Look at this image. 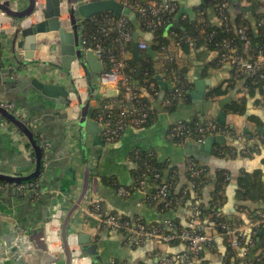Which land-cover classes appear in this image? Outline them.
<instances>
[{
	"label": "crops",
	"instance_id": "0c3cea01",
	"mask_svg": "<svg viewBox=\"0 0 264 264\" xmlns=\"http://www.w3.org/2000/svg\"><path fill=\"white\" fill-rule=\"evenodd\" d=\"M232 4L235 6L236 10L231 9V13L238 14L236 12L238 10L239 14H241L245 20L249 21L251 25L254 23V14H264V2L256 8L253 6L242 7L234 1ZM208 5H206V3L204 4L206 7V9H204V14L206 17L208 16V20L213 23L214 13L212 8L207 7ZM243 9H246V11H243ZM61 18L65 19V14H63ZM185 18L188 17L183 15L180 19L181 27V21L185 20ZM12 25L13 23L8 18L0 14V31L7 32L12 29ZM171 41L172 39L169 38L166 46L172 48ZM138 42H145L147 47H151L150 42L142 40L141 38L138 39ZM175 50L180 58L182 70L185 73L184 78L188 84V90L186 91V99L180 102L172 113L170 112L167 114L162 107L161 100L165 91L159 88L161 93L157 98H152V95L145 92L151 105V107H149L155 115L153 122L150 120V123L142 127L143 132L148 135H144L140 138L129 136L128 140L125 142L128 145L126 144L123 149L119 150L117 148V150L115 149V151L113 150V152L110 151L111 153L108 152L106 154L102 152V149H98V152L95 151L96 149L91 143L90 136L84 138L85 152L83 151V155L86 154V158H88L91 174L93 173L92 179L96 177L97 172L105 176L102 177V183L104 185L102 193L104 195H108V193L105 192L108 186L115 190L119 187L130 188L139 175L140 170L143 168V165L149 163L147 161H154L158 164V168L159 166L161 167L157 169L162 171V174L165 177H169L171 181L173 179L174 181L176 180L175 182L179 188L183 184H186L185 192H191V199L198 198V195L196 193L193 194L192 191L194 185L187 179V161L192 160L204 166L208 172L207 176L209 180L207 185L201 190L203 197L201 196L200 199V202H205L207 208L209 193L214 190L217 181L215 175L216 171L229 173L230 176H238L239 172L242 170L250 171L260 169L264 171L263 165L261 164L262 157L257 156L258 153H253L248 156L235 154L234 152L236 149L233 147L231 140L225 142L224 145H213L209 152H206L202 147H198L197 142H192L190 140H180L178 142L169 140L178 144V147L166 143L157 144V142L164 143L163 140H168L167 136L165 139V136H163V131L166 130L168 124L170 126L177 120L190 122L192 119H199L200 115H203L206 119H211L209 113L213 106H220L221 102L226 98H230L231 102H236L238 99L245 97L246 94V88L242 87V79L236 82L233 80L234 76L237 78L240 76L236 75L229 66L213 64L212 61L215 58L214 53L202 54L201 49L191 48L189 49V54L185 56L182 51L180 52L179 48ZM43 51L49 52L47 47H43ZM153 52L155 54L153 57L155 72L157 75L161 76L162 81L168 84L167 90H169L170 85L167 76L163 72L164 67L162 62H159L157 53L154 50ZM41 55V53H36L34 62L43 60ZM11 64L10 66H14L13 62H11ZM44 64L45 66H43V68L39 67L42 73L36 68V72L33 75L37 78H43V73H45V76H51L50 82L58 83L67 88V90H72V93L69 95V104L67 106H64L62 109L58 108V106H61L58 100L46 98L38 92H32L26 85L23 89H18L14 83H3V70L5 69L0 71V95L9 98L10 94H15V101L25 109L27 117L33 119V122L35 121L36 130L47 138L51 144L49 148L50 154L47 158L48 169H46L45 175L41 181L44 184V188H47L46 192L56 193L57 197L60 198L59 201L62 204V211L55 215L50 222L52 228L59 231L66 212L72 207L73 200L81 191L83 182V156L80 152L77 127H62L63 120L60 118V114L64 113L69 106L79 110L80 106L87 101L89 103V113L93 118L94 111L98 104L106 99L101 96L98 97V99L89 100L90 96L97 97L98 94H96V91L102 94L105 90L100 88L98 86L99 84L95 82L99 89L96 91L92 89L93 92L91 93L88 82L89 75L87 76L85 70L76 62L72 64L69 70V76L57 66H50V64L48 66L45 62ZM136 72L139 74L140 71L138 72L136 68ZM196 83L202 84L204 88L203 97L200 100L192 98L187 94V92L195 89ZM218 93H220V95ZM248 102L246 112L243 114L245 115L247 113L248 116L246 119H243V115L235 114L237 116L236 121H238V123L248 124L253 127V130H247L241 126H234L232 129L242 133L244 131H254L259 128L264 130V108L252 105V99H248ZM228 105L224 106L222 111L226 114H231L225 110ZM256 110L263 111H259L262 113L258 114ZM163 113L166 115H163ZM254 115H258V117L261 118L262 127H256L257 125L254 123V120L253 122L249 121V118ZM2 121L3 120L0 118V123H2L0 127V168L7 174L24 176L31 173L34 170L33 153L26 145V140L20 136V134L13 133L10 125ZM259 139L257 143H251V145L255 148L254 152H259L258 150H261L260 152L264 155V137H259ZM260 141H262V144ZM137 145L147 146V150L142 151ZM257 146H260V149H258ZM218 147L226 148L227 153L219 154ZM127 149L128 153H126ZM182 164L184 165V169L182 175H180L179 167ZM152 165L155 166V164ZM56 187L59 189H56ZM224 190L226 199L223 206L220 208V214L224 220L216 224L215 222H209L210 219L207 217L200 218V224L206 227L207 232L213 237V241L210 245L203 246L199 252L198 259L194 262L191 261V263L187 259L190 256L189 251L183 243L176 242L166 245L148 241L143 245H135L120 234L109 230H101L97 226L95 228V222L92 220L85 222L81 218L82 215L79 210L75 211L71 216L67 229L74 230L76 234H88L91 239L90 243L98 245L97 253L104 261V264L109 260L110 263L114 261L119 264H244V262L253 260L254 254L260 249L261 245L264 244V242L262 244L259 243L260 237L264 236V234L261 236L257 235L256 240L253 241L254 243L250 245V240H252L254 232L256 231L252 229L253 220L255 221L256 218H252V214L245 212V210L242 212L239 206L246 205L251 210H254L257 208V204H243L238 201L234 196L236 185L233 181H229ZM89 191L91 195V186L89 187ZM1 200L10 203L11 206L14 196L12 192L0 191V201ZM32 201L31 199V202ZM23 203L25 202L20 201L18 204H13V208ZM140 204H144L148 210H153V214H170L172 222L178 221L177 223L183 227L186 226L187 222L192 218V206L188 207L190 204L189 202H186L184 206L175 205L174 208L163 209L158 207L161 203L145 205L143 199L140 200ZM135 206H137V201H135ZM133 208L134 202L131 206V210H133ZM19 212V215H23L30 220L38 216V209L36 207L32 210H29V208L22 209L19 210ZM109 212L127 220H132L136 217L126 213L119 214L116 211ZM10 223H16L15 219L12 217L0 216V263L3 261L2 264H39L37 255L32 251L24 253L19 252L16 255L10 252L9 246L7 247V243L5 242L6 240L9 241L8 236L10 234L7 231V225H10ZM220 224H226L228 228L230 227V229L235 230L236 236H238L243 245L242 247L247 246V249H231L224 235V231L220 232ZM75 233L70 236L72 244L70 248H77V235ZM11 245L13 246V243ZM59 245L60 242H57L55 245H52V247H59ZM18 250H20V248ZM2 252H4L5 255L3 257L1 256ZM89 261V258H82L78 261V264H80V262H82V264H90Z\"/></svg>",
	"mask_w": 264,
	"mask_h": 264
},
{
	"label": "water",
	"instance_id": "95a60500",
	"mask_svg": "<svg viewBox=\"0 0 264 264\" xmlns=\"http://www.w3.org/2000/svg\"><path fill=\"white\" fill-rule=\"evenodd\" d=\"M159 1H171L178 5L173 23L165 29L166 34L170 28L181 29L180 19L183 15H186L190 20L194 19V9L205 3L208 5L211 0ZM233 1L235 3L237 2V0H232V2ZM243 11H246V9H243ZM103 13H111L118 17L126 16L129 18L133 26L132 58L137 62L140 52L138 50V39L141 38L142 40L150 42L153 38V34L144 32L130 9L124 7L115 0L88 2H83V0H23V2L22 0H0V14L13 23L11 30L7 32L0 31V71L5 69L3 70V83H14L18 89H23L26 85L32 92H38L46 98L58 100L61 105L58 106V108L62 109L69 104V95L72 93V90H67V88L58 83L50 82V75L45 76V73H43V78H37L33 74L36 72V68H43L45 62L48 66L50 64V66L61 68L62 71L69 76V70L72 64L76 62L85 70L87 76L89 75L88 82L91 93L93 92L92 89L95 91L98 90L99 88L96 86L95 82L98 83V76L103 71L105 64L99 61L92 51L83 49L81 46V37L84 22L90 17ZM63 14L66 16L65 19L61 18ZM43 47H47L49 52L43 51ZM145 51L152 58L154 57L155 54L151 47H147ZM36 53H41V58L43 60L34 62ZM11 62H13L14 66H10ZM137 71H140V67H137ZM39 72H41L40 69ZM154 79L162 91L168 89V84L162 81L160 75H156ZM203 90V85L196 83L195 89L187 92V94L192 98L200 100L203 97ZM96 94H98L97 97L90 96L89 100H95L101 96L105 99H110L116 97L117 91L105 89L102 94H100L99 91H96ZM14 98L15 94H10L9 98L0 95V104L7 103L11 105L10 110L0 106V118L7 125H10L13 133L20 134V136L26 140V145L33 153L34 170L27 175L20 176L4 173L3 169L0 168V182L12 186H27L37 181L38 195L35 196V192L32 190L20 194L14 189L0 187L1 192L9 191L12 192L14 196L11 206L10 203L3 202L2 200L0 201V216L12 217L16 222L7 225V231L10 235L8 236L9 241L6 240L5 242L7 243L6 246H9L8 248L11 253L16 255L19 252L24 253L32 251L37 255L39 264H78V261L82 258H89L90 264H104V261L97 253L98 245L90 243L91 239L88 234H76L74 230L67 229L71 216L77 210L81 212V218L85 222L92 220L95 222V228L96 226L100 228L97 219L88 215L84 210L94 202L104 204L109 211H116L119 214L126 213L131 216L133 215V217H139L147 224H162L165 221H172L170 214L156 215L153 214V210H148L144 204H140V200L144 199V194L142 192L135 191L127 199H123L117 194L114 188L105 186L107 188L105 192L108 193V195L102 193V189H104L102 177L105 176L97 172V175L95 174L96 177L92 179L93 173L91 174L88 158H86V154L83 155L85 152L84 138L90 136L91 143L96 149L95 151L98 152V149H102V152L106 154L110 151H115V149L117 150V148L119 150L123 149L127 144L125 142L128 140L129 136L140 138L148 134L143 132V128H126L123 135L116 143L105 144L101 137L102 128L89 113V103L86 101L80 106L79 110L69 106L64 113L60 114V118L63 120L62 127H77L80 152L83 156V182L79 195L73 200L72 207L66 212L61 229L59 231L54 230L50 222L55 215L62 211V204L56 193L46 192L47 188H44V184L41 181L45 175L46 169H48L47 158L50 154L49 148L51 144L47 138L36 130L35 121L33 122V119L27 117L25 109H23ZM230 102L231 99L226 98L221 102L220 106H213L209 113L211 119L219 126H227L231 129L234 126H241L247 130H253V127L248 124L238 123L235 114H226L222 111V108ZM163 115L166 114L163 113ZM247 116L248 114L246 113L242 118L246 119ZM205 119L203 115L199 116L200 121H204ZM1 124L2 123H0V127ZM168 126L166 130L163 131V136H165L164 139L167 136ZM259 132L263 134L264 130L259 128ZM163 141L164 143L157 142V144L166 143L178 147V144L169 140ZM227 141H229V138L215 134L206 137L203 142L197 143V145L198 147H202L206 152H209L213 145H224ZM137 146L140 147L142 151L147 150V146ZM126 153H128V149ZM179 168L180 175H182L184 165L182 164ZM90 186L92 187L91 195L89 194ZM56 189L59 188L56 187ZM31 199L33 200L32 202ZM20 201L25 203L14 206L15 208H13V204H18ZM135 201H137V206H135ZM133 202L134 208L131 210ZM35 207L38 209V216H36L35 219L33 218L30 220L23 215H19V210L27 208L32 210ZM74 233L77 235V248H70L72 245L70 236ZM263 234L264 228L261 229L257 235L261 236ZM50 237L54 239V245L60 242L59 247H52ZM12 243L13 246L11 245ZM19 248L20 250H18ZM1 256H5L4 252L1 253ZM80 264H82V262H80ZM106 264H110V260Z\"/></svg>",
	"mask_w": 264,
	"mask_h": 264
},
{
	"label": "built area",
	"instance_id": "2783aa9c",
	"mask_svg": "<svg viewBox=\"0 0 264 264\" xmlns=\"http://www.w3.org/2000/svg\"><path fill=\"white\" fill-rule=\"evenodd\" d=\"M98 0H83V2ZM124 7L130 9L135 19L139 22L144 32L154 33L158 28L165 24L167 17L173 16L178 6L175 2L159 0H115ZM212 11L214 13V26H223L227 30H232L233 38L225 39L218 44L215 50V57L219 64L229 66L232 71L243 76H256L264 83V49L255 48L250 37L243 27L232 25V18L227 14L228 3L224 1L212 0ZM263 3L264 0H237L242 7L252 6L253 3ZM111 13H103L100 17H90L87 20L97 26L95 32L82 34L81 46L84 50L92 51L99 61L105 64L103 71L98 76V84L102 89L116 90V97L103 100L98 104L93 119L102 128L101 137L105 144L116 143L123 135L126 128L140 129L149 122L152 114L151 108L142 99V91L146 90L140 83L124 70L127 61L131 58L130 44L132 43V30L128 27L129 18L126 16L114 17ZM100 15V14H99ZM97 16V15H96ZM195 16V15H194ZM86 20V21H87ZM85 21V22H86ZM199 23H204L202 16L198 18ZM84 22V23H85ZM260 21L257 26H260ZM172 46L179 48V43L172 40ZM146 43L138 42V50L145 51ZM174 50L168 46H162L160 53L164 54L161 61L165 70L167 80L171 85L170 93L164 98L163 106H171L174 102L183 100V90L181 78L175 67L172 66ZM171 63V65H169ZM149 93L155 95L153 85L149 87ZM0 106L10 110L11 105L1 103ZM222 135L232 141L233 147L240 150L241 154L248 156L255 150L251 143H257L258 136L247 138L242 132H237L227 126H219L212 119H205L195 123L193 129L186 126V122L178 120L173 122L168 131L169 140L183 138L193 139L200 143L210 135ZM194 135V136H193ZM223 154V152H221ZM187 172L189 180L203 176V169L192 160L187 161ZM160 171L145 163L139 175L130 188L119 187L117 194L122 198H128L133 192L139 191L144 194V203H162L164 208L169 207L167 201L168 193L171 189V182L165 181L156 184L160 178ZM1 188L14 189L20 194L28 190L37 193V183L24 185L1 184ZM88 215L97 219L101 230H109L122 235L126 240L135 245H143L145 242H158L170 245L173 242H180L186 245L190 256L187 258L191 263L198 259L199 252L203 246L210 245L213 237L207 232L206 227L200 224L201 213L198 207L192 205V218L187 225L178 229L172 221H165L162 224H147L139 217L127 220L109 212L102 203H91L84 209ZM256 220H253L252 229L256 231L264 228V211L257 212ZM220 229L228 244L233 250H246L247 246L242 247V243L235 230L230 229L226 224H220ZM260 229V230H261ZM254 232L256 235L257 232ZM258 234V233H257ZM253 235V236H254ZM264 242V241H263ZM254 242L250 240V245ZM264 246L261 247L253 256V260L244 264H263ZM110 264H119L111 262Z\"/></svg>",
	"mask_w": 264,
	"mask_h": 264
},
{
	"label": "trees",
	"instance_id": "16d2710c",
	"mask_svg": "<svg viewBox=\"0 0 264 264\" xmlns=\"http://www.w3.org/2000/svg\"><path fill=\"white\" fill-rule=\"evenodd\" d=\"M218 1H224L228 3L229 10L227 11V14L232 17V25L238 26V27H243L246 29L251 43L255 48H263L264 49V14H254V23L251 25L249 21L245 20L241 14H239L238 10L236 11L238 14H233L231 13V9H235V6L232 4V0H218ZM212 0L209 2V5L207 7L212 8ZM261 3H253V7L259 6ZM204 9L206 7L204 5L197 7L194 10L195 13V18L190 20L189 18H185V20L181 21L182 23V29H173L170 28L167 33L165 34V29L167 26L171 25L173 22V16L167 17L165 20V24L162 25L160 28H158L154 33H153V38L150 41V46L151 48L157 53V56L159 58L160 55V48L162 46H166L167 40L171 38L172 40L176 41L179 43V50L180 52L182 51L185 56L189 54V49L195 48V49H201V53H214L216 49H218V44L222 42L225 39H230L233 38V32L232 30H227L223 26H214L209 20L208 16L206 17L204 14ZM236 10V9H235ZM102 14L95 16L100 17ZM114 17H117L113 14H110ZM199 16H202L205 20L204 23H199L198 18ZM87 20L83 24V32L82 34L88 33V32H95L97 30V26L94 24H91ZM263 21V23L260 26H257V24ZM128 27L132 30L133 33V26L132 24L128 23ZM145 43V42H144ZM130 52H131V58L127 61V67L125 68L124 72L125 74L130 75L133 77L135 80H137L141 86H143L146 90L142 91V99L143 101L149 105V100L147 99V96L145 95V92L149 93V87L150 85H156L155 82V76L157 75L154 69V61L153 58L146 52V51H141L139 52V60L135 62L132 58V43L129 46ZM213 64H219V60L217 57L213 59ZM137 66L140 67V72L137 74L136 68ZM173 67L177 70L179 77L181 78V81L183 82L182 84V90H183V100L186 99V91L188 90V84L184 78V71L181 69H177L176 66L172 64ZM164 73L165 70L163 71ZM236 75L240 77L234 76V82L237 80L242 79V87L246 88V94L245 97H242L238 99L236 102H231L229 105L225 108V110L228 113L231 114H236V115H243L246 112L247 106H248V99L253 100V104L255 106L264 108V83L261 82L256 76H243L239 73L234 72ZM170 92V91H169ZM168 93V92H167ZM220 95V93H218ZM151 95V94H150ZM178 105L177 102H174L172 106L167 107V112H173ZM257 111V110H256ZM263 110H258L256 113L261 114ZM95 116V111L94 115ZM155 119L154 112L152 111V114L149 117V122H153ZM255 121L256 127L261 126V118L258 117V115L251 116L249 118V121ZM199 119H192L190 122H186V126L190 129H193L195 126V123L199 122ZM147 123V124H148ZM146 124V125H147ZM145 125V126H146ZM243 134L247 138H251L253 136H258V137H264V134L259 132V129H255L254 131H244ZM194 136V135H193ZM193 138V137H190ZM185 139V138H184ZM182 139L181 141H183ZM262 144V141H260ZM264 143V140H263ZM261 146V145H260ZM260 146H257L258 149H260ZM218 152L221 154L227 153V149L223 147H218ZM255 150V148L253 149ZM259 152H253V153H258L257 156L262 157L261 158V164L263 165L264 168V155L261 150H258ZM217 152V155H218ZM235 154H239L240 156L242 155L240 150H235ZM149 162L150 165L153 167H157V163L154 161H147ZM197 163L196 161H194ZM198 166L203 169V176L197 177L195 179L189 180L190 183H192L193 186V194L196 193L198 195V198H190V193L191 192H185L186 184H183L180 188L176 184V180L174 179L171 181L169 177H165L162 174V171H160V178L156 181V184H162L165 181H170L171 182V189L168 193L167 196V201H169V207L168 208H174L175 205H180L184 206L186 202H189V206L195 205L198 207L201 213V218H208L210 219L209 222L211 223H216L219 221L224 220L222 215L220 214V208L223 206V203L226 199L225 197V186L229 181H233V183L236 185V191L234 192V196L236 199L243 204H257V208L254 210H251L248 208L246 205H241L239 208H241V211L245 210V212L252 214V218H258L257 217V212H263L264 211V171L257 169V170H242L239 172L238 176H230L229 173L223 172V171H216L215 175L217 177L216 185L214 190H212L209 193V201L207 203L208 207L206 208L205 202L202 201L200 202L201 196L203 197L202 189L205 187L208 183V176H207V169L204 168V166H201L199 163H197ZM159 168H161L159 166ZM158 168V169H159ZM229 177V179H228ZM165 180V181H164ZM2 184V182H0ZM159 208L163 209L164 205L161 203ZM255 213V214H253ZM255 215V216H254ZM254 216V217H253ZM256 220V219H255ZM178 221L174 222V225L180 229L183 228L180 224L177 223ZM262 228V227H261ZM260 228V229H261ZM258 229L256 232L258 233L260 231ZM223 232L222 229H220V232ZM257 238V234L252 237V240L255 241ZM264 241V236L260 237L259 243H263ZM176 242H173L171 244H174ZM256 243V242H255ZM264 244L261 245L263 247ZM260 247V248H261ZM262 263L264 264V258L262 259Z\"/></svg>",
	"mask_w": 264,
	"mask_h": 264
},
{
	"label": "flooded vegetation",
	"instance_id": "af4514ba",
	"mask_svg": "<svg viewBox=\"0 0 264 264\" xmlns=\"http://www.w3.org/2000/svg\"><path fill=\"white\" fill-rule=\"evenodd\" d=\"M156 82V81H155ZM153 88L155 89V91H156V94L155 95H152V98H157L158 96H159V94L161 93V91H160V89H159V86L157 85V83H156V85H153ZM169 91H171V88H169V90H166L165 91V93H164V95H163V97H162V107L164 108V110H165V112L168 114L169 112H167V107H165V106H163V100H164V98L170 93ZM168 92V93H167ZM183 100H181V101H176L178 104L180 103V102H182ZM5 104H7V103H5ZM174 104V103H173ZM172 104V105H173ZM171 105V106H172ZM169 107V106H168ZM178 121V120H177ZM144 127V126H143ZM170 127V126H169ZM184 139V138H183ZM169 140V139H168ZM180 140H182V139H178V140H174V141H176V142H178V141H180ZM184 140H190V141H192V142H195L193 139H190V138H185ZM183 140V141H184ZM37 183V181H34L33 183Z\"/></svg>",
	"mask_w": 264,
	"mask_h": 264
},
{
	"label": "rangeland",
	"instance_id": "374dc122",
	"mask_svg": "<svg viewBox=\"0 0 264 264\" xmlns=\"http://www.w3.org/2000/svg\"><path fill=\"white\" fill-rule=\"evenodd\" d=\"M172 49H174V47L172 46ZM173 58L175 59L174 60V62H172V64L174 65V66H176V68L179 70V69H181L182 68V66H181V61H180V58H179V56L177 55V52H176V50L174 49V52H173ZM164 57V54L163 53H160V55H159V62L161 63V61L164 59L163 58ZM169 65H171V63L169 64Z\"/></svg>",
	"mask_w": 264,
	"mask_h": 264
},
{
	"label": "bare ground",
	"instance_id": "6f19581e",
	"mask_svg": "<svg viewBox=\"0 0 264 264\" xmlns=\"http://www.w3.org/2000/svg\"><path fill=\"white\" fill-rule=\"evenodd\" d=\"M50 241H51V245H54V239L52 237H50Z\"/></svg>",
	"mask_w": 264,
	"mask_h": 264
}]
</instances>
